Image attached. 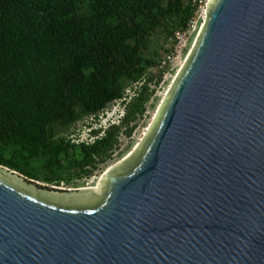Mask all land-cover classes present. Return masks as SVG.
I'll return each mask as SVG.
<instances>
[{
	"label": "water",
	"instance_id": "95a60500",
	"mask_svg": "<svg viewBox=\"0 0 264 264\" xmlns=\"http://www.w3.org/2000/svg\"><path fill=\"white\" fill-rule=\"evenodd\" d=\"M0 264H264V0H209L139 145L97 190L0 166Z\"/></svg>",
	"mask_w": 264,
	"mask_h": 264
},
{
	"label": "trees",
	"instance_id": "16d2710c",
	"mask_svg": "<svg viewBox=\"0 0 264 264\" xmlns=\"http://www.w3.org/2000/svg\"><path fill=\"white\" fill-rule=\"evenodd\" d=\"M190 1L0 0V166L56 186L73 170L91 176L130 136L150 78L119 124L93 132L66 165L74 146L53 139L50 126L97 116L124 98L123 82L145 80L157 67L151 39L185 30L198 8Z\"/></svg>",
	"mask_w": 264,
	"mask_h": 264
},
{
	"label": "rangeland",
	"instance_id": "374dc122",
	"mask_svg": "<svg viewBox=\"0 0 264 264\" xmlns=\"http://www.w3.org/2000/svg\"><path fill=\"white\" fill-rule=\"evenodd\" d=\"M208 1L202 0V4L195 11L194 27L186 33L180 50L175 49L177 44L176 36L180 33V29L175 30L173 36H170V30L158 32L151 39L147 54L155 60L157 67L147 70V74L149 75L143 77L145 80L123 82L124 98L121 101L108 104L104 111L97 116L79 115L77 121L71 125L53 124L50 126L49 130L53 139L63 138L74 146L63 160V164L66 165L77 155L76 151L80 143H90L95 139L92 135L93 132H100L97 135L99 137L109 126L119 124L120 119L125 116L129 107L134 103V98L140 91L141 85L150 78L151 83L146 85L148 89L143 94V98L146 101L140 108L142 114L138 115L136 120L129 125L130 127L134 126L130 136L121 135L119 137L110 158L105 163L98 165L97 169L89 177H78L75 175L76 171L73 170L70 173L71 179L68 182H61L57 186L55 184L34 182L46 187L62 190H80L85 188L97 190V185L105 172L127 158L134 151L155 119L176 76L196 43L206 18ZM190 2L193 5L195 0H191ZM170 54H174V59L170 63L162 64L165 57ZM42 162L43 160L36 161L34 165L38 166Z\"/></svg>",
	"mask_w": 264,
	"mask_h": 264
},
{
	"label": "built area",
	"instance_id": "2783aa9c",
	"mask_svg": "<svg viewBox=\"0 0 264 264\" xmlns=\"http://www.w3.org/2000/svg\"><path fill=\"white\" fill-rule=\"evenodd\" d=\"M193 5H197L198 7H200V5L202 4V0H195V2H193ZM196 13V12H195ZM194 17L191 19V21L188 23L187 27L185 30L180 31V33L177 34L176 39H177V44L175 46L176 50H180L182 47V43L184 41V37L186 35V33L192 29L194 26ZM174 59V54H170L168 56L165 57V59L163 60L162 64H167L170 63L172 60Z\"/></svg>",
	"mask_w": 264,
	"mask_h": 264
}]
</instances>
